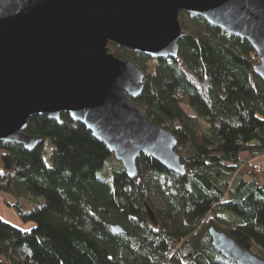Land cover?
Segmentation results:
<instances>
[{
  "label": "trees",
  "instance_id": "trees-1",
  "mask_svg": "<svg viewBox=\"0 0 264 264\" xmlns=\"http://www.w3.org/2000/svg\"><path fill=\"white\" fill-rule=\"evenodd\" d=\"M178 18L185 34L176 59L107 46L145 72L132 101L175 135L185 174L141 155L130 178L105 144L67 113L60 124L32 115L25 133L41 137V144L27 151L0 142V194L22 222L34 223L22 229L0 217V264H235L211 245L210 225L264 259V168L253 163L264 157L257 55L248 41L198 15L179 11ZM46 138L50 166L42 156Z\"/></svg>",
  "mask_w": 264,
  "mask_h": 264
},
{
  "label": "water",
  "instance_id": "water-1",
  "mask_svg": "<svg viewBox=\"0 0 264 264\" xmlns=\"http://www.w3.org/2000/svg\"><path fill=\"white\" fill-rule=\"evenodd\" d=\"M179 11L248 41L258 58L253 70L264 82V0H0V142L31 151L42 138L25 133L28 118L46 115L60 124L64 112L105 144L128 177L137 176L141 155L184 175L175 135L132 101L145 72L107 46L176 59L185 34ZM144 207L157 227L154 209L147 201ZM207 230L225 259L264 264L226 232Z\"/></svg>",
  "mask_w": 264,
  "mask_h": 264
},
{
  "label": "rangeland",
  "instance_id": "rangeland-1",
  "mask_svg": "<svg viewBox=\"0 0 264 264\" xmlns=\"http://www.w3.org/2000/svg\"><path fill=\"white\" fill-rule=\"evenodd\" d=\"M187 112L189 114H192V111L189 110L188 107H184ZM204 123V124H203ZM203 129H205V127H207V123L205 121H203L201 123ZM52 151V143L49 139H45L43 142V151H42V156H43V160L46 163V165L50 166L51 165V160H50V153ZM253 163H256V165L260 168H264V157H259L253 160ZM5 197L9 200V201H13V198L8 197L5 195ZM39 200L41 201V203L43 202V198H39ZM153 203L155 205H158L159 201L156 198H153ZM34 208V207H33ZM32 209L31 207H28L27 210ZM228 215V213H226ZM0 217L4 220H6L7 222L22 228V229H29L30 227L34 226V223L29 221V222H22L19 217L14 213V211H12L6 204L4 201V196H2L0 194ZM213 218V216H211ZM223 227L225 225H222Z\"/></svg>",
  "mask_w": 264,
  "mask_h": 264
}]
</instances>
